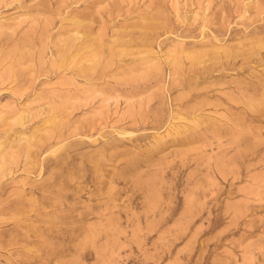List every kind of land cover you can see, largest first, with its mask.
I'll list each match as a JSON object with an SVG mask.
<instances>
[{
    "label": "rangeland",
    "instance_id": "1",
    "mask_svg": "<svg viewBox=\"0 0 264 264\" xmlns=\"http://www.w3.org/2000/svg\"><path fill=\"white\" fill-rule=\"evenodd\" d=\"M0 264H264V0H0Z\"/></svg>",
    "mask_w": 264,
    "mask_h": 264
},
{
    "label": "bare ground",
    "instance_id": "2",
    "mask_svg": "<svg viewBox=\"0 0 264 264\" xmlns=\"http://www.w3.org/2000/svg\"><path fill=\"white\" fill-rule=\"evenodd\" d=\"M37 141V140H36ZM6 152V151H5Z\"/></svg>",
    "mask_w": 264,
    "mask_h": 264
}]
</instances>
